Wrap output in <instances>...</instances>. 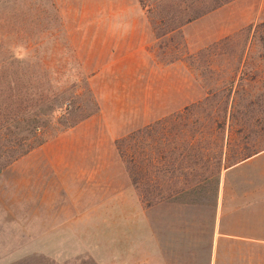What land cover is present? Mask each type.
Here are the masks:
<instances>
[{
    "label": "rangeland",
    "instance_id": "obj_1",
    "mask_svg": "<svg viewBox=\"0 0 264 264\" xmlns=\"http://www.w3.org/2000/svg\"><path fill=\"white\" fill-rule=\"evenodd\" d=\"M150 1L0 0V86L43 69L84 81L99 106L0 174V264H204L220 213L230 231V213L264 185L263 155L223 170L212 206L187 195L147 207L132 188L114 142L206 97L225 101L233 80L227 157L264 148V0H233L178 29L176 2ZM216 240L211 264H264V245ZM112 243L125 246L116 257Z\"/></svg>",
    "mask_w": 264,
    "mask_h": 264
},
{
    "label": "trees",
    "instance_id": "obj_2",
    "mask_svg": "<svg viewBox=\"0 0 264 264\" xmlns=\"http://www.w3.org/2000/svg\"><path fill=\"white\" fill-rule=\"evenodd\" d=\"M170 1L177 4L179 21L175 27L178 29L233 0ZM139 2L145 7L151 1ZM20 61L19 64L25 63ZM19 78L14 85L8 81L9 77L3 76L0 86V174L99 111L89 88L84 81L79 87L81 83L76 82V77H70L72 81H62L52 79L43 69L26 68L21 70ZM228 84L225 101L210 105L206 97L114 142L132 188L147 207L183 200L187 195L193 196L191 203L194 205L201 204L199 202L204 199L205 206H212V199L218 196L222 171L264 151L263 148L247 154L236 153L230 160L227 157L229 137L224 134V125L234 80ZM209 108H216L223 114L213 119L206 112ZM200 127L215 132L200 131ZM187 176L192 178L189 183ZM206 240L207 252L201 258L204 264H211L212 233Z\"/></svg>",
    "mask_w": 264,
    "mask_h": 264
},
{
    "label": "crops",
    "instance_id": "obj_3",
    "mask_svg": "<svg viewBox=\"0 0 264 264\" xmlns=\"http://www.w3.org/2000/svg\"><path fill=\"white\" fill-rule=\"evenodd\" d=\"M263 155L264 151L247 160H244L243 162L238 163L231 168L226 169V172L236 171L237 169L248 165ZM221 188H223V184ZM238 200L241 202L239 198ZM242 202L243 206L238 207L235 211L230 213L232 220L236 222V225H234V228H232L230 231H225V214L223 211L220 213V232L219 234H215L216 227H213L211 232V255L213 254L214 246H216V237L221 238L222 241L236 242L237 244L253 243L260 246L264 245V209H261L263 207L261 204L264 205V185H262V187L260 186L259 189L253 188L252 190L246 192ZM259 205L261 208H258ZM110 208L115 210L112 213L116 214V210H121V213H125V210L128 207L126 206V203L124 205L122 203L121 205H111ZM241 221H243L244 226ZM122 244H110L108 247L110 254L116 257L117 253H121V251L125 249V246Z\"/></svg>",
    "mask_w": 264,
    "mask_h": 264
}]
</instances>
